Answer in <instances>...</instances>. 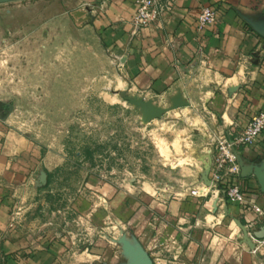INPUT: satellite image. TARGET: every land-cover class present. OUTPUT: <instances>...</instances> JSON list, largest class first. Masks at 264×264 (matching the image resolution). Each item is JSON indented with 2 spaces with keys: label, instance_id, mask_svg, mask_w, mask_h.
Instances as JSON below:
<instances>
[{
  "label": "crops",
  "instance_id": "1",
  "mask_svg": "<svg viewBox=\"0 0 264 264\" xmlns=\"http://www.w3.org/2000/svg\"><path fill=\"white\" fill-rule=\"evenodd\" d=\"M31 1L47 0L0 4ZM56 3L74 28L91 31L116 57L131 90L160 105L179 95L197 108L199 129L189 130L198 132L180 130L169 142L168 172L174 179L188 173V182L167 193L135 192L88 174L72 204L55 205L49 196L67 194L64 150L41 155L0 107V264H264V237L253 235L264 232L256 176H264V132L239 149L245 201L221 199L199 182L217 138L264 111V0H174L155 25L135 34L137 0ZM201 6L213 8L217 22L198 29ZM182 108L171 112L190 110ZM175 141L180 152L171 150ZM234 219L251 231L253 248Z\"/></svg>",
  "mask_w": 264,
  "mask_h": 264
},
{
  "label": "rangeland",
  "instance_id": "2",
  "mask_svg": "<svg viewBox=\"0 0 264 264\" xmlns=\"http://www.w3.org/2000/svg\"><path fill=\"white\" fill-rule=\"evenodd\" d=\"M127 98L171 106L131 90L116 57L91 31L63 18L56 0L0 4L3 116L11 115L41 155L64 150L66 156L60 170L67 194L48 202L72 204L88 174L135 192L167 193L188 182V173L174 179L168 172L169 142L180 130L198 132L189 130L199 127L197 108L188 102L182 106L188 112L171 109L146 120L143 106ZM171 150L180 152L178 141Z\"/></svg>",
  "mask_w": 264,
  "mask_h": 264
},
{
  "label": "built area",
  "instance_id": "3",
  "mask_svg": "<svg viewBox=\"0 0 264 264\" xmlns=\"http://www.w3.org/2000/svg\"><path fill=\"white\" fill-rule=\"evenodd\" d=\"M174 0H137V7L131 19L132 33L155 25L161 14L170 10ZM217 22V13L210 6H201L197 15V27L202 29ZM264 132V111L252 114L240 130H227L216 140L210 159L208 177L210 187L215 189L221 199L227 201H245L243 191L238 184L241 167L238 161L239 149L255 144ZM197 191L191 190L195 195ZM255 211L262 215L259 207ZM248 230V229H247ZM251 236V231L248 230Z\"/></svg>",
  "mask_w": 264,
  "mask_h": 264
},
{
  "label": "water",
  "instance_id": "4",
  "mask_svg": "<svg viewBox=\"0 0 264 264\" xmlns=\"http://www.w3.org/2000/svg\"><path fill=\"white\" fill-rule=\"evenodd\" d=\"M232 89L233 88H230V90H232ZM127 99H129L131 102H133L135 104L143 106V114H144V117L146 118V120H150L152 118L160 117L167 110L175 109V108L182 107V106H185L188 104L186 101L182 100L179 95H177L176 97H174L171 100V106L168 108H162L160 106H155L150 101L141 102L142 100L139 98H137V99L127 98ZM10 109H11V107H10ZM210 159H211V155H209V154L206 155V157L203 160V163H204L203 170L200 172V175H199V182H202L206 186L211 185L210 179L208 177L209 167H210ZM238 161H239V164L241 167L240 156H238ZM256 176H257V179L259 181L261 191L264 192V176H261L259 173H256ZM234 220H235L237 227L240 229V231L242 233L241 241L246 243L248 245V247L253 248L254 243L251 241V236L248 233L246 226L243 225L242 223H240L237 219H234ZM253 235L257 238H262V237H264V232L263 233H254ZM124 251L126 253L132 252V247L130 246V244L128 242H124ZM149 264H151V263H149Z\"/></svg>",
  "mask_w": 264,
  "mask_h": 264
}]
</instances>
